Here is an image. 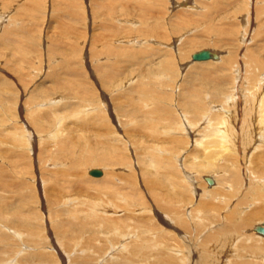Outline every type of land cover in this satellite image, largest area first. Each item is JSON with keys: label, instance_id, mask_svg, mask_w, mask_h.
<instances>
[{"label": "bare ground", "instance_id": "6f19581e", "mask_svg": "<svg viewBox=\"0 0 264 264\" xmlns=\"http://www.w3.org/2000/svg\"><path fill=\"white\" fill-rule=\"evenodd\" d=\"M48 1L47 0H0V42H1L0 43V46H1L0 48L1 58L0 59H2L3 61L2 63L3 66L5 65L4 68L0 67V76H2V82H3L2 87L9 90V86L12 83L14 85L13 89L14 87L20 88L21 90L20 92L22 93L21 98H24L21 102L20 96H16L14 100H12L10 104H8L10 109H7L6 107L2 108V110L4 109L6 113L4 110H3L4 112H1L3 114L1 115L2 121H0V133L3 134L5 138L7 136L10 138V142H9L10 148H24V149L27 148L28 150L32 149L35 152L36 150L35 146H37V144L38 146L40 145L46 146L47 144L52 145L53 148H50V150L49 148H46V147L45 148L40 147L39 148L40 150L38 149L40 151L39 153H43V154H44L43 151H46V150L48 151L47 157L43 156L42 158L40 155H43V154L37 155V157H40V160H39L40 164L38 165V168L36 167L39 173L36 176L37 177L36 179L38 181V190L41 193V198H42L41 200L42 204H39V206L44 211V213L45 211L46 212L48 211L50 213L51 210H54V206L59 207L58 204L62 203L63 206H60L61 208L59 209H62L65 211L63 212L64 216L65 215L68 216V219L62 218L63 219L62 222L69 224V227H66L65 232L68 233L70 238H73V244H77L76 240H79V236H82V235H84L82 242H87L88 240H90L88 242H91V240H94V242L97 243L98 242L96 241L97 239L104 240V242L106 243L107 241L109 242V244H107V246L109 247L108 250H105L108 248L107 247L103 249L104 251H102L101 250L102 245L99 248H97L98 250L96 253L100 252L101 250L103 255L99 254L98 256H94V255L89 254L88 256H86V258H84V260L83 259L81 260L80 264H99L101 259H104L109 254H111L109 253L111 249L112 251L117 250V249H120V251H122L125 249V247L129 249L128 250L129 255L123 254L125 255V256H122L123 258H118V259L116 258L117 260H119L118 264H128V263L129 264H150L151 261H148V260H146L147 262L144 260H141V262L138 263L137 261L138 256H141L142 254H143L142 256H144V254L146 255L147 253L152 254L153 252L149 250L151 244L154 245L156 243H159L158 241L159 239L161 240L162 237L163 238L166 237L165 239H168V240L176 239V243H178V240H180L179 238H181V240L182 239L186 240L185 243H188L187 247H184V246H182V248L178 247L179 248L178 251L184 255L186 253L183 251H187L189 256L186 257L185 261L187 260L188 264H229V262L231 261L230 259L235 261L232 258V256H235V255H237L239 258H241V255L254 257L260 262L253 261L251 263H254V264L261 263L262 264L264 262V246L262 245L264 243L263 242L264 235L256 231V227L257 226L264 227V171L255 172L253 164L256 162L254 160L257 158V160L260 161L259 162L260 166L257 165L259 166L258 170L262 167H263L262 170L264 169V148H259V147H264V144H262V142L264 143V19L261 18L262 14L264 16V0H223V1L221 0V3H216L218 0L217 1L216 0H207V1L205 0L204 1L203 0H163V3H166V1H168L167 2L168 5L171 3V8L167 6V10L165 11L167 14L171 12H176L175 14L173 13L174 14L173 17L172 16L169 17L170 24L168 25L169 30L168 29L167 30L170 32L169 33L167 32L168 34H166V36L165 35L163 36V34H161L163 37L160 36L161 38L166 39L167 50H165L166 52L165 51L164 52L167 53L168 56L166 54H164L165 56L163 57L158 56L157 54L160 53L159 51H157V53L151 52V54L148 51L150 55V57L148 56L149 58H151L152 55H155V54L159 57V61L157 60L158 61L157 64H155L156 63L155 61L156 59H158V57H155L156 58L155 61L152 59L151 61L150 60L149 61L151 64L155 62L154 65H152V69L153 68L155 69V67L153 66H157V67H160L159 69H165L166 71H170V69L172 68V65L177 62L178 64L177 70H178L179 76L182 72H184V70H186V73H188V77L185 83L182 81L181 83L180 80L175 81L174 88L176 87V90L179 89L180 91L178 90V92L173 93L172 92L173 90H167V88H165L164 92L163 91L154 92V90L155 91L157 90L155 87H151L152 88V92H151L150 85H146V82L148 81V79L144 81V77L142 75L141 77H138V78L133 76L135 77V80L132 81L133 79L131 80L129 79L130 84L128 83L129 85L126 88H127V91L129 90L130 92H137L136 96L139 95L141 102L140 103L135 102L134 104L129 102L130 105H132V108L129 114H126L125 112H121L119 111V109L116 110L115 108H112L115 105L114 103L115 99L117 100L119 98L116 94V88L119 87L118 86L119 84H114L111 87H108V83L106 82L110 81V77L113 74H115L116 72L115 70L117 69L113 68L111 71L110 70L108 71V69H106L105 66L103 67L102 62H104L103 60L104 56L102 57L103 58L102 61L98 60L95 62V64L99 66L101 65L103 67L102 70L104 71L105 69L104 72H106V74L100 71L102 74L98 73L96 75H93V72H92L91 74L93 75L92 82L93 83L96 82L100 84L101 86L104 84V86L108 87L111 93L105 92V90L107 89L103 91V89H101L100 86H98L97 84L95 85L94 83L96 87L98 86L97 88L96 87L95 88L97 89V91L100 92V94H98L97 96L95 94L96 102L93 101L90 103V101L83 102L84 100L80 98L82 93L85 92L84 90L77 92L78 90L74 88L75 86L74 87L70 86V84L72 83L75 84L77 81H79V80L75 81V78L66 77L61 81L62 83H64L62 84L64 87H59V86L55 87L57 86L55 85L56 82H60V80L57 78L56 73L60 72L61 74V71H59L61 66L63 67L67 65L68 63L70 65L72 64L71 59L75 58L73 57V55L77 54L75 56H79V59L81 61L83 58L82 51L86 53V57L89 54V52H91V54H89V58L92 60H97L99 59L100 53L98 50H95L92 48H91L92 49L91 51L89 50V47H92V43H93V46L94 44H96L94 43L96 39H94V41H93L94 37L91 39L87 37V39H85L87 35V31L84 29L78 28V25H77V23L79 24V22L81 21L82 22L84 21V23H88V24L90 22L89 17L86 18L84 17V15H82L83 12L86 11L82 8L83 0L82 1L81 0H60L61 2L66 1V5L63 3L64 6L63 5L57 6L58 14H55V15L53 11H56L57 9L56 10H53V9H55L54 6L56 5L50 6L53 1L50 0L51 1L50 5L47 4ZM99 1L100 0H96L93 3H96ZM158 1L160 0H138L137 2L140 3L139 6L142 5L145 8H154V5L152 4V2H156V4L158 5L157 3ZM91 3L92 2H90L89 7H91ZM130 3H131L130 5H132V3L134 2L131 1ZM214 3H216V7L214 6ZM165 7H166V4H165ZM173 7H178V8H175L176 11H174L172 10ZM125 8H128V7H125ZM70 10L73 11L74 13H72ZM105 10L107 9L105 8ZM103 12L106 13V11H103ZM133 12H135L134 9H133ZM181 13L183 15L190 13L189 15L196 16V18L193 20L197 22L196 24H194L195 26L193 25V22L187 20L186 16L181 17L180 16ZM70 14H74L73 21H71L72 20L71 18L69 19ZM122 14H123V11H122ZM35 15H39L41 19V20L39 19L40 20L39 23H37L39 20L36 22L37 26H39L38 32L43 31V35H44L46 34L45 31H49L51 29L52 31L51 33H53V36H55L57 39H68L69 43L71 42L70 44L72 48V52H71L72 54H70V56H65V58H63L64 59L63 62L59 60L58 57L52 56L55 54L56 55L60 54L59 48L57 47L58 46L57 42L60 43V41L56 40L54 37L51 38L50 36L49 37L51 38V40H47V37H46V44L45 45L43 44L45 46L44 49H38L40 50V55L42 56L47 53V60H44V59L41 60L40 59L41 57L39 55H37L36 57L32 59L28 58L29 64H32V66H29V67L28 66L19 67L17 65L19 61L18 60L16 62L14 61V58L18 59L17 57H19L17 52H20L21 50L22 51L26 50V47H25L26 44L23 45L22 43L19 42L20 40L25 39L22 36L23 35L24 36L33 35L30 31L31 28H29L28 23L31 20L35 21L34 20ZM107 15L109 16L110 14L107 13ZM154 15L156 14L154 13ZM158 15L159 14H157V16ZM49 16H56L60 18L63 23H66L69 25V28L74 27L75 30L73 32L77 33L78 35L77 38L72 39L69 36L70 34L67 35L66 32H69V33H72V35L74 36L73 32H70L69 30L68 31L59 30V32L58 31L56 32L55 27L53 28V26H57L55 23L53 24L54 21L52 23L49 22V24L53 25L51 26V28H49L50 26H48L45 29L46 25L44 26L43 24L44 22L48 20L47 18ZM21 17H27V18H23L25 20H21L22 19ZM226 17H229V19L231 18L232 19L230 21L227 19L228 21L226 23L222 22V20L225 19ZM100 18H101V15L98 14L96 17L94 16L93 21L99 22L97 20H99ZM173 18H176V19H174L172 22ZM107 19H110V18H107ZM125 19H128V20L130 19L131 21H128V22H133V24L135 22L136 24H138L137 21L143 23V21H141L140 19H136V18H123L122 20L120 19L118 20V17L114 15L111 17L112 22L110 23L109 21V24L110 25L112 23L114 24V22L116 21H118L116 22L117 24H119V21L124 23L126 21ZM257 20H259V22ZM93 21L92 23H95ZM106 21L108 23V20ZM253 21L256 22L255 25ZM160 22L155 21V23H145L144 25L151 27L148 29H153L156 33L157 32L156 29H159L161 25L159 24ZM199 24L200 26H197ZM110 25H108L107 27H109ZM249 25L250 26L254 25L253 36L256 35L258 38L257 40H253L255 38H252L253 36L248 35L250 32L248 30V28H250ZM103 26L105 25L103 24ZM137 26H134V27L138 28ZM240 26L243 27L242 28L243 30L239 29L241 28ZM107 27H106V30H108ZM204 27L205 28L208 27L213 30L214 29L219 30L221 33L227 32L229 34L226 41H223V43H221L222 45H225V46L227 45L225 49L220 48L221 50H216L217 48L212 49L206 46L205 47L202 46V48L199 47L193 50V48L196 47L198 43L203 42V40H200L201 37L200 39L193 38L192 34H195V30H198V31L204 30ZM130 28H132V25ZM110 29L112 28H109V30ZM119 30L121 31V29ZM160 31H163V30L159 29L158 32ZM139 32H142V31H139ZM171 33L174 35L171 37L172 39L170 38ZM234 33L235 35L237 34V39L233 37L234 35L230 36V34H234ZM144 35H145V32H144ZM144 35L143 36L139 35L138 37L134 39L133 38L123 39V41L120 42L121 45H119L120 53H124L125 51H128L132 48L130 47L127 49V47L129 46L128 43H130L129 42L130 40H132V42L135 45L134 50H133L134 54H136L137 52H140L142 49L147 47L148 45L146 46V41L148 40L145 38V36H148L149 34L148 35L146 34L145 36ZM156 35L157 37H159L157 33ZM74 37H76V35ZM129 37L131 36L129 35L128 38ZM238 38H239V41L237 42ZM152 39L154 38L152 37ZM41 41L42 40H40L39 43ZM162 41L165 42L164 40ZM90 42H91V45H90ZM187 43L193 46L185 50L183 47L186 46L187 48ZM86 44L88 48L85 47ZM28 46H30L29 43H28ZM155 46H157V44ZM10 48H11V51H8L7 49H10ZM154 48H151V49L154 50ZM151 49L148 48V49H144L143 51L151 50ZM164 49L165 48H162V51ZM27 50L29 52L27 51L23 53L24 57L26 58L30 52L38 51L36 50V47L28 48ZM143 51L141 52L142 54H143ZM200 51H207L209 52L210 55L206 58H193L192 55ZM129 52H132V51H129ZM129 52H128V56H130ZM145 52L147 53V51ZM173 52L174 54L176 52L175 60L172 59ZM108 54H110L109 51H108ZM169 54H171V56H169ZM91 55H92V58H91ZM116 55H119V54H116ZM132 55L133 54H131V56ZM144 55L146 54L144 53ZM131 56L129 58H131ZM26 58H23V59H26ZM136 59L138 58L136 57ZM144 59L148 60L147 58H144ZM144 59L142 60V58H140V60L143 61V62H140L141 64H139L138 62L139 59H138L137 61L138 64L135 63L136 67L139 65L145 64ZM52 60H54L55 62L53 63ZM44 61L45 63H43ZM28 62L26 63L27 65H29ZM61 62H62V65H61ZM132 62L128 61V63H131L130 66L132 65ZM119 63H121V61ZM44 64H45V67H44ZM8 65H10L11 68H9ZM89 66L92 67L91 65ZM112 66H114V64L111 65V67ZM118 66H121V65L119 64ZM17 67L20 68V70L17 71ZM67 67L70 68V66H67ZM133 67H134V63H133ZM97 70H100V69H97ZM87 72H90V71H87ZM107 72H110V73L108 74ZM120 73L118 75H121ZM130 73L133 74V72H130ZM40 74H43L44 76L43 78H41V80H40L41 76H39ZM184 74L183 76H186ZM117 76L113 75V81ZM37 77H38V80H40L39 83L43 82L45 85L47 82H49V86L51 87L50 89H49V86H47L46 88L41 87L40 88L41 91L49 90V94L40 95L39 93V96L36 99H34L32 97L36 95L35 94L36 92H39V89L37 88L38 85L36 88H33L32 90H29V89L34 86V83L36 82L35 79ZM128 77L130 78V75L127 76V78ZM180 77H182V75ZM131 81L133 83H131ZM171 82H169L170 87H173L171 86ZM122 83L124 84L123 81H120V84ZM31 84L33 86H31ZM153 86H154V83H153ZM67 87H72L73 90L69 91L71 90V88L68 90ZM35 89H36V92H34ZM66 89L68 92L66 91ZM28 92L31 95H29ZM88 93H85V95H87ZM173 94L174 96L177 97L176 100L174 99L175 101H173L174 97H171L173 96ZM68 95H73L71 97L74 99V103H77L78 105H80V103L82 102L81 104L83 105L84 103V106L79 108L78 111L76 110L67 111V109H70L72 102H73V100H68L67 102L63 100V98H65ZM125 96L127 97V95ZM77 97L78 99H81V100L80 101L77 100ZM87 97L89 100V98L91 99L92 96L89 93ZM139 97L137 101H139ZM159 97L161 99L160 102H158ZM178 99L179 101H177ZM130 100H133V99H130ZM149 100H153L154 102H156L155 104L157 106L153 107L152 104L150 105ZM23 101L29 102L27 105L26 113L27 115L30 114L29 118L31 119V121L27 120V118L25 119L23 116L18 115L20 117V122H21L20 123L19 121H17L19 120L17 118V114L14 115L13 113H17V110L20 109L21 111L23 109L21 107L24 104ZM123 101L125 100H122V102ZM132 102H134V100ZM246 102H248V104H246ZM46 103L48 104L46 105ZM61 104L62 106H60ZM111 104H114V105L112 106ZM124 104H127V101ZM120 105H122L121 102H120ZM42 106H44V108ZM232 107L233 109H231ZM81 109L87 110V111L91 109V111H88V112H91L92 115L96 114V116L97 114L99 115V113H101L100 114L101 117L99 116L98 117L102 119H99L97 117L99 122L96 121L97 119L92 121L91 119L92 116L89 120L91 121L90 123L95 122L93 124L94 125L93 129H98L99 127L103 129L104 127L106 132L102 134L101 130L93 131L92 137H90L89 134H87V130L86 132H84L85 131L84 126H88L89 122L87 121V118H84L86 117L85 116L86 114L84 115V113H81L80 116L78 115ZM250 109H251L250 114L249 113L245 114L246 112H249ZM137 113L140 114V117L142 119L138 117L139 115ZM169 113L171 114L169 115ZM91 114H89V116ZM136 114L138 115L136 117L139 118V119L137 118V120L133 119V117ZM245 115H247L248 118ZM172 117L174 119H171ZM93 118L95 119L96 117H94L93 115ZM142 120H144V122ZM13 121L15 122L13 123V125L10 126L11 122ZM96 122H98L99 124H96ZM125 123L130 124V125L127 126L126 124V126H124ZM83 128H84V131H83ZM89 128H91V126ZM130 129L132 131H130ZM143 129H146V131L144 130L145 133H147L146 135L143 132ZM170 132H176V133L170 134ZM181 132L183 133L182 135H181ZM89 133L91 134V132ZM162 133L168 134V135H165L167 138L162 137ZM196 134H198L199 136H197V138H195L194 141L200 148L202 147L203 149H201L202 151L198 155V157L195 156L196 160L194 159L192 161L186 160L187 162H185V160L184 161L182 160V162H183V165L186 164L188 165L187 167L197 170V173H195L196 176H194L193 181L195 183L194 187L196 188V191H198L199 189L201 191L200 195L198 196V197H201L200 199L201 202L199 203L197 201V204H200V207L202 206L200 208L202 209V211L198 209L199 214L198 213L196 214L195 210L197 208L196 209L193 207L189 208L190 206L187 205L188 203L183 204L182 203L183 198L182 197L180 198L179 196H177L174 199L175 201L174 204L170 205L167 208V213H165L163 210H159L158 208V207L162 208L165 206H163L162 204H157V205L155 204V208H157L156 210H154L155 212L154 215H156V220L158 219L161 225H164L163 227L160 224L157 225L158 228L156 230L160 231V233L157 235H154L152 238L151 234L152 233L155 234V233L154 232L150 233L151 228L148 225L143 224L142 225L143 228L142 230H140L142 231L140 232L142 233V237L138 235L139 237L142 238L141 242L138 241V243H136L135 241H130L129 238H131L130 236H132L133 233L131 232L132 233L131 234L130 232H128L129 231L128 227L127 228L125 226L122 227L120 226L121 223L119 224L120 221L118 222V220H120L121 218L122 219H125V218H123L122 216L114 217V215H117L115 213L118 210H122L125 207H127V210H132L131 207L139 206V204H135L137 200L132 199L131 203L127 202L126 200L128 196H136V195L141 196V194L142 193L144 194L145 192L149 195V198H150L149 200L151 203L152 201L158 199V194H159L158 191H154V185L152 186V184L150 183V180H147L146 178L148 176V173L150 174V171H148L149 166L157 168L160 163L161 158L164 159V158L169 157V162L166 159L162 161L166 160V162L169 163V164L167 163L168 165L166 164L168 167H170L169 165L173 166V164H177L175 166L177 167L179 166L181 168L180 165L182 163L180 162V160L183 158V156L186 153L183 155L184 148H182V146H178L179 148H176L175 147L176 144H174V142H179L180 143L179 145H181V143L187 144V142L189 141L188 136L193 137ZM141 135H145V137ZM235 138L238 140V143L235 142L236 140ZM129 139H133L140 148H133L132 143L130 142ZM257 139L262 142L260 144H257L258 141L257 142L255 141ZM4 142L6 141L4 140ZM182 145L183 147L185 146L184 144ZM141 149H143L144 151H142ZM256 149H259L261 152L256 153L255 151ZM140 150L144 153L141 154ZM187 151L189 152V150ZM1 153L2 152L0 151V154ZM37 153L38 152L36 151V154ZM184 157H187V156L185 155ZM192 158H193V155H192ZM30 162L32 161L30 160ZM49 163L52 165V167H49L47 168V170H45L46 168H44V166L45 165L49 166L48 165ZM42 164L44 165L43 167L41 166ZM257 164H258V161H257ZM161 165L162 164H160V166ZM175 166H174V169H175ZM187 167L185 168L187 169ZM86 169H87V172H85ZM174 169L173 171L179 168H176L175 170ZM92 170H96L97 172L99 173L102 172V173L100 175L99 174L94 175L91 173ZM188 170L190 169L184 170V171H187L186 172L188 173L187 176H189L190 173H192L191 171H189L190 172L189 173ZM44 172L45 173L51 172L52 174L48 175L46 178V177H43ZM155 172L157 173L159 172V170ZM182 172L183 171H181L179 175H181ZM23 174L27 175L26 176L27 178L24 179L23 181L24 184H27L31 179L34 182H36L35 176L32 175L33 173L26 171L25 173L23 172ZM171 175H174L176 177V173L174 172ZM185 176L186 175H184V177ZM192 176L193 174L191 175V177ZM252 176L254 177L252 178ZM195 177L197 178L195 179ZM87 178L94 179V180L102 179L101 183L103 184L102 187H104L103 188L104 191L101 190L102 188H100L101 186L99 185H98L99 187L95 186L96 192H93V194H90L87 192L82 197L80 195H76L75 193L66 194V193H71V191H67L65 194H63L64 195L63 199L59 200L58 202L57 201L50 202L49 188H50V192L55 193L54 195L58 196L60 195L58 191L62 187L63 184L68 183V184L74 185V184H78V181H77L78 179L85 180ZM49 179L51 181H49ZM170 179L171 180L179 179V176H177V178L172 177ZM181 179L185 181L183 177ZM199 179H200V182L198 181V183H196L197 180ZM208 179L210 180V182L208 181ZM167 180L169 181V179ZM179 181L181 182L180 179L178 180V182ZM172 182L173 181H171V183ZM174 182L178 183L176 180ZM257 183L259 184L256 185ZM145 185L148 187L145 188ZM138 186L140 189L138 188ZM227 186L229 187V190L227 189ZM126 187H128L129 190L131 188V191L124 190ZM192 187H191V190H192ZM176 188H172V189H176ZM244 188H246L247 191L256 190L258 192L257 197L259 195V198H256L255 195L253 196L251 195L252 196L251 200H253L252 203L247 202L248 200H250L248 199V195L250 196V194H248L246 190H244ZM179 189L180 188H177L176 191L177 190L179 191ZM181 189L185 190V188H181ZM178 191L177 193H179ZM193 192L191 191L190 193H192V195L197 194ZM0 193L2 195V192ZM168 193L171 194V191ZM190 193H188V195ZM171 196L172 198H174L173 195ZM188 197H191V196H188ZM192 198L194 199V197H191L190 199ZM120 201H125V203L120 202ZM36 202H38L37 199H36ZM150 202L145 199L141 200V203L139 202L140 203L139 207L143 210H147L146 208L148 207H150L151 209L152 204ZM184 202H186V200ZM194 202L196 203V201ZM220 202H222V204H219ZM180 204H183L182 205L183 209H181ZM1 205H3L2 201L0 202V223L2 224L1 220L6 221L9 218L8 217L9 214L8 213L1 214V212L4 209V206H1ZM36 205L37 206L32 208V210L35 211V213H37L39 217H41V214L42 215L44 214L43 212L40 211L38 204ZM224 206L225 208H223ZM246 206H252V207L256 206V207H253L254 209L251 207V209L245 213L246 215H241L243 210H245ZM109 208H111L112 210L108 211ZM206 211L208 213H206ZM49 213L44 215V216H47L46 217L47 220L49 219V215H50ZM10 214L15 216V215H18L19 213L10 212ZM186 214L189 217V220L191 222L190 224L193 225V223H195L196 224L195 226H199L200 223H203V224L206 223L204 226H208L210 228L214 224L216 225L219 224L218 226H216L217 230L215 229V227H213L214 228L213 230H216V231H212L214 233L208 234L209 237H208L207 242L211 241L212 242L211 244L209 243L207 245H204L202 240L200 242L198 241L197 235H195L196 237H193V236L190 237L188 236L190 233L187 235L186 232L179 227L181 226L179 223L187 222L188 218ZM25 215L27 214L25 213ZM145 215L147 216V214ZM171 215L174 216L175 218H173ZM126 218L128 220L126 221L128 225L131 222L129 223L130 221L128 219L129 217H126ZM50 219L49 221H51ZM27 224L29 225L30 222H27ZM177 224H178V227H177ZM73 226L75 228H73ZM166 227H171V229L173 230L167 229ZM126 229L128 231H124ZM8 230L11 233L7 232ZM0 231L3 233L0 235L1 241L5 239L6 234L13 235V236L14 235L16 236V234L20 236L21 234V232H18V230H12L10 228L2 231L0 227ZM24 233L29 234V230L28 232L24 231ZM50 233H51L50 236H52V240H51L52 245L54 246L55 249H57L58 248L57 242L60 240H57L58 239L57 237H56L57 239L54 238L53 231L50 230ZM253 233L254 234L257 233L256 235L260 239L256 238L257 236L254 237ZM164 234H167L169 236H165ZM150 238H152V240ZM251 238L259 239L262 242L259 241L260 244H257V243L247 244L249 243L248 241L251 240ZM19 239L21 238L19 237ZM126 239L129 241H127ZM243 240H246L247 245L242 243ZM112 241L113 243H111ZM164 241L162 240L163 243L160 242V244L157 245L158 247L157 250H159V252L157 253H161V251H164L163 250L164 246L168 245L167 240H164ZM182 242L183 240L181 241V243ZM59 243L60 242H58V244ZM98 244L94 243V245L93 244H90V245H92L93 247H98ZM75 246L77 247V245ZM175 246H173L174 249H175ZM177 246H180V245H177ZM59 248L57 249V253L61 257L60 260H62L64 264L65 262L69 263L68 257H69L70 250L66 252V251L60 250ZM168 248L173 249L171 245L170 246L168 245ZM202 248L205 252L202 250ZM238 251L240 252L237 254ZM19 252L21 251H18L17 253L19 254ZM164 252L167 253V250H165ZM26 255H29V253H27ZM184 255H181V256H184ZM0 256L2 255L0 254ZM34 256L33 258H35ZM150 256L151 258L153 257V255H150ZM237 256H236V260L238 261ZM171 257H172L171 255L165 254L163 258H167V260H171L172 259ZM14 259H15L14 257H11L9 259L7 257L3 259L4 261H1V264H9L11 263V261H14ZM116 262L117 261L115 262L109 261L108 263H104V264H115ZM231 262L230 264L233 263ZM241 262L243 263L244 261H241ZM20 263L29 264L27 261H24V260L20 261ZM242 263H240L239 261V264H242ZM70 264H71V260H70Z\"/></svg>", "mask_w": 264, "mask_h": 264}, {"label": "rangeland", "instance_id": "374dc122", "mask_svg": "<svg viewBox=\"0 0 264 264\" xmlns=\"http://www.w3.org/2000/svg\"><path fill=\"white\" fill-rule=\"evenodd\" d=\"M48 1V0H47ZM51 1H55V0H51ZM50 0L47 2V4L48 5H50L51 2ZM57 1V0H56ZM52 2V4L50 5V6H54V5H56V6H54L55 7V9H53V10H56L58 7L57 6H62L63 5V3L66 5V1H64V2H61L60 0H58L57 2ZM82 1V0H81ZM88 1V2H87ZM96 0H83L82 1V8L84 9V10H86V11H84L83 12V14L82 15H84V17H86V18H90L89 19V24L88 23H84V21L82 22L81 20H79V21H81V22H79V24L77 23V25H78V28H81V29H84V30H86L87 31V35H86V37H85V39H87V37H89L90 39L91 38H93V41H94V39H96V41L94 42V43H96V44H94V46H93V43H92V47H89V50L91 51L92 49H95V50H98L99 51V59H97V60H92V59H90L89 58V54H91V52H89V54L87 55V57H86V53L84 52V51H82V56H83V58H82V60L80 61V59H79V56H75V55H77V54H75V55H73V57H75V58H72L71 59V65L73 66H71L69 63L67 64V65H65V66H61V68H60V70L59 71H61V74H60V72L59 73H56V75H57V78L60 80V82H56V84L55 85H57V86H55V87H64L62 84H64V83H62L61 81L64 79V78H66V77H72V78H75V81L76 80H79V81H77L75 84H70V86H72V87H74L75 89H77L78 91L77 92H80V91H85L84 93H82V95H81V99H83L84 101L83 102H87V101H90V103L91 102H96L95 101V94H96V96L98 95V94H100V92L99 91H97V87L98 86H100L101 87V89H103V91L105 90V89H107V90H105V92H109V93H111V91L108 89V87H111L112 85H114V84H119L118 86V88H116V94H117V96L119 97L117 100L115 99V101H114V103H115V105L114 104H111L113 107L112 108H115L116 110H118L119 109V111H121V112H125L126 114H129L130 113V111H131V108H132V105H130V103H140L141 101H140V97H139V95L138 96H136L137 95V92H130L129 90V92L127 91V86L130 84V80L131 79H133L132 81H134L135 80V77H141V75L144 77V81L146 80V79H148V81L146 82V85H150V88L151 87H155L157 90L155 91L154 90V92H157V91H163L164 92V90H165V88H167V90H173L172 92L174 93H176V92H178V90H176V87L174 88V83H175V81H179L180 80V82L182 81V82H184L185 83V81H186V79H187V77H188V73H186V70H184V72H185V74H184V72H182L184 75H186V76H183V74L181 73L180 74V76L182 75V77H180L179 76V74H178V70H177V66H178V64H177V62L176 63H174L173 65H172V68L170 69V71H166L165 69H159L160 67H157V66H153V67H155V69L153 68L152 69V65H154V63L155 64H157V62L159 61V57L158 56H165L164 54H166L167 55V53H165L166 51L165 50H167V46H166V44H167V42H166V39L165 38H161L160 36H162L161 34H163V36L165 35L166 36V34H168L170 31H168L169 30V28H168V25L170 24L169 23V17L170 16H172L173 17V15L176 13V12H171V13H166L165 11L167 10V6L169 7V8H171V3L168 5L167 4V2L168 1H166V3H163V0H160V1H158L157 3H158V5L156 4V2H152V4L154 5V8H145V7H143L142 5H140L139 6V2H137L138 0H107V2H106V0H100L99 2H96V3H93V2H95ZM106 4H104L103 2ZM109 1V2H108ZM111 1H113V2H111ZM122 1V2H121ZM131 1H133L134 3H132V5H130L131 3ZM204 1V0H203ZM205 1H207V0H205ZM217 1V0H216ZM223 1V0H222ZM90 2H92L91 3V7H89V4H90ZM121 2V3H120ZM129 2V3H128ZM181 2V1H180ZM55 3H57V4H59V5H57V4H55ZM62 3V4H61ZM98 3V4H97ZM109 3V4H108ZM138 3V4H137ZM216 3H221V0H218ZM216 3H214V6L216 7ZM259 3V2H258ZM94 4H96V5H94ZM103 4V5H102ZM114 4V5H113ZM136 4V5H135ZM165 4H166V7H165ZM88 5V6H87ZM100 5V6H99ZM110 5V6H109ZM64 6V5H63ZM94 6H96V7H94ZM131 6H133V7H131ZM139 6V7H138ZM53 7V8H54ZM93 7V8H92ZM101 9H100V8ZM115 7V8H114ZM125 7H128V8H125ZM131 7V8H130ZM157 7V8H156ZM159 7H161V8H159ZM214 7V8H215ZM95 8V9H94ZM105 8L108 10V12H107V10H105ZM120 8V9H119ZM136 8H138V9H136ZM156 8V9H155ZM164 8H165V10H164ZM175 8H178V7H173L172 8V10H174V11H176V9ZM132 9V10H131ZM133 9H134V11L135 12H133ZM67 10V9H66ZM100 10V11H99ZM113 10V11H112ZM71 11V10H70ZM69 11V12H70ZM103 11H106V13H104ZM122 11H123V14H122ZM140 11V12H139ZM58 12V9L56 10V11H53V13H54V15L55 14H58L57 13ZM72 13H74L73 11H71ZM95 12V13H94ZM101 12V13H100ZM115 14H114V13ZM128 12V13H127ZM107 13H109L110 15L108 16L107 15ZM126 13V14H125ZM138 13V14H137ZM154 13L156 14V15H154ZM174 13V14H173ZM33 14V13H32ZM85 14H86V16H85ZM98 14H100L101 15V20L99 19V20H97V21H99V22H96V21H93L94 20V16L96 17ZM111 14H113V15H111ZM157 14H159L158 16L160 17H158L157 16ZM190 13H187V14H185V15H183L182 13L180 14V16L182 17H185L186 16V18H187V20L188 21H191V22H193V25L194 24H196L197 22L196 21H193L195 18H196V16H194V15H189ZM49 15V14H48ZM114 15H116V17H118V20L120 19V20H122L123 18H136V19H140L141 21H143V23H141V22H138L137 21V23L138 24H136V22L133 24V22H128V21H131L130 19L128 20V19H125L126 21L124 22V23H122V22H120L119 21V24H117L116 22H118V21H116V22H114V24L112 23L111 25L109 24V21H110V23L112 22V20H111V17L112 16H114ZM152 15H154V16H152ZM162 15V16H161ZM121 16V17H120ZM194 16V17H193ZM82 17V16H81ZM142 17V18H141ZM161 17H162V19H161ZM167 17H168V19H167ZM22 19L21 20H25V19H23V18H27V17H21ZM55 20H54V19ZM57 18V19H56ZM72 19L71 21H73L74 20V14H70V16H69V19ZM93 18V19H92ZM107 18H110V19H107ZM146 18H148V19H146ZM164 18V19H163ZM261 18L262 19H264V16H263V14H262V16H261ZM40 16L39 15H35V17H34V20L35 21H30L28 24V26H29V28H31V33L33 34V35H30V36H22L23 38H25V39H23V40H20L19 42L20 43H22L23 45H25V47H26V50L25 51H20V52H17V54H18V56L19 57H17L18 59H16V58H14V61L16 62L17 60L19 61V63H17V65L19 66V67H22V66H32V64H29V62H28V58H30V59H32V58H34V57H36L37 55H39L40 57V59L41 60H47V53L45 54V55H40V50H38V49H44V45L46 44V37H47V40H51V38H55L56 40H59L60 41V43L59 42H57L58 43V48H59V51H60V54H55V55H52V56H55V57H58V59L59 60H61L62 62L64 61V59L63 58H65V56H70V54H72L71 52H72V48H71V42L69 43V41H68V39H57L55 36H53V33H51L52 31H51V29L49 30V31H45V29H46V27H48V26H50L49 28H51V26H53L52 24H49V22H53V24L55 23L57 26H53V28L55 27V30H56V32L58 31L59 32V30H69L70 32H73L75 29H74V27H72V28H69V25L68 24H66V23H63L62 22V20L60 19V18H58V17H56V16H49L47 19V23L46 22H44V26H45V29H44V31H45V33L46 34H44L43 35V31H39L40 33H42V34H40L39 32H38V30H39V26H37V23H39L40 22ZM174 19H176V18H173L172 19V22H173V20ZM230 21L231 19H229V17H226L225 19H223L222 20V22H224V23H226L228 20ZM39 20V21H38ZM103 20V21H102ZM106 20H108V23H107V21ZM146 20H147V22H146ZM166 20V21H165ZM38 21V22H37ZM61 21V22H60ZM92 21L93 22H95V23H92ZM153 21V22H152ZM155 21L156 22H160L159 24H161L160 25V27H159V29L160 30H163V31H160V32H158L159 31V29H156V33L159 35V37H157V35H156V33H155V31L153 30V29H148V28H151V27H149V26H146V25H144L145 23H155ZM258 22H259V20H257ZM32 22H34V23H32ZM37 22V23H36ZM60 22V23H59ZM103 22H105V23H103ZM254 22V21H253ZM35 23H36V25H35ZM84 24V26H83V24ZM91 23V24H90ZM199 23V22H198ZM31 24H33V25H31ZM96 24V25H95ZM103 24L105 25V26H103ZM163 24V25H162ZM167 24V25H166ZM256 24V22H254V25ZM42 25V26H43ZM81 25H82V27H84V28H82L81 27ZM91 25V26H90ZM98 25V26H97ZM108 25H110L109 27H107ZM120 25V26H119ZM131 25H132V28H130L131 27ZM138 25V26H137ZM140 25V26H139ZM165 25V26H164ZM192 25V26H193ZM206 25V24H205ZM254 25H252V26H250V28H248V26H247V28H248V30L250 31L249 32V36L251 35V36H253V27H254ZM86 26V27H85ZM88 26V27H87ZM134 26H137L138 28H135ZM191 26V27H192ZM195 26V25H194ZM197 26H200V24L199 25H197ZM207 26V25H206ZM57 27V28H56ZM60 27V28H59ZM103 27H104V29H103ZM106 27L108 28V30H106ZM165 27V28H164ZM241 28H239L240 30H243L242 28V26H240ZM33 28H35V29H33ZM69 28V29H68ZM109 28H112V29H110L109 30ZM36 29H37V31H36ZM48 29V28H47ZM119 29H121V31L119 30ZM168 29V30H167ZM189 29V28H188ZM92 30V31H91ZM166 30V31H165ZM200 30V29H199ZM133 31V32H132ZM135 31V32H134ZM139 31H142V32H139ZM197 31V32H196ZM209 31V32H208ZM36 32V33H35ZM101 32V33H100ZM117 32V33H116ZM144 32H145V35L147 34H149L148 36H145L144 35ZM166 32V33H165ZM168 32V33H167ZM67 33V35L68 34H70L69 36L72 38V39H76L77 38V33H74L73 32V34H74V36L76 35V37H74L73 35H72V33H69V32H66ZM91 33V34H90ZM100 33V34H99ZM140 33V34H139ZM142 33H143V35L145 36V38L148 40V41H146V46L147 47H145L144 49H151V48H154V47H156V48H154V50H145V51H147V53L145 52V51H143L144 49H142L140 52H137L136 54H134V52H133V50H134V47H135V45H134V43L132 42V40H130L129 42L130 43H128V47H127V49L128 48H130V47H132L130 50H128V51H125L124 53H120V50H119V48H120V46L119 45H121V41H123V39H131V38H136V37H138L139 35L140 36H143L142 35ZM151 33V34H150ZM154 33V34H153ZM37 34V35H36ZM52 34V35H51ZM57 34V33H56ZM135 34V35H134ZM182 34V33H181ZM191 34V33H190ZM26 35V34H25ZM28 35V34H27ZM43 35V36H42ZM125 35V36H124ZM127 35V36H126ZM131 36V37H129L128 38V36ZM134 35V36H133ZM152 35H154V36H152ZM186 35V34H185ZM212 35V36H211ZM234 35V36H233ZM32 36V37H31ZM34 36V37H33ZM38 36V37H37ZM51 38H50V37ZM120 36H121V38H120ZM133 36V37H132ZM162 36V37H163ZM172 36H174L172 33H171V36H170V38L172 37ZM228 36H229V34L227 33V32H225V33H221L219 30H213V29H210V28H205L204 27V30H201V31H198V30H195V34H192V37L193 38H198V39H200V37H201V39L200 40H203V42H200V43H198L197 44V46L196 47H194L193 48V50L194 49H196V48H199V47H201L202 48V46H206V47H209V48H212V49H214V48H217L216 50H221V49H225V47L227 46H225V45H222L221 43H223V41H226V39L228 38ZM230 36H233V37H235L236 39H237V34L235 35V33L234 34H230ZM74 37V38H73ZM109 37V38H108ZM152 37L154 38V39H152ZM211 39H210V38ZM239 37V36H238ZM31 38V39H30ZM42 38V39H41ZM50 38V39H49ZM108 38V39H107ZM114 38V39H113ZM117 38H119V39H117ZM149 38V39H148ZM207 38V39H206ZM252 38H255V39H253V40H257L258 38H257V36L255 35V36H253ZM28 39V40H27ZM117 39V40H116ZM122 39V40H121ZM151 39H152V41H151ZM172 39V38H171ZM210 39V40H209ZM39 40H42L40 43H39V41L37 42V41ZM53 40V39H52ZM162 40H164L165 42H163ZM66 41V42H65ZM99 41V42H98ZM115 41V42H114ZM149 41H151V42H149ZM156 41H157V43H156ZM239 41V38H238V40H237V42ZM30 44V46H28V43ZM31 42H32V44H31ZM98 42V43H97ZM127 42V41H126ZM160 42V43H159ZM206 42H208V43H206ZM1 43V42H0ZM104 43V44H103ZM108 43V44H107ZM132 43V44H131ZM154 43H156L157 44V46H155L156 44H154ZM164 43V44H163ZM212 43H214V44H212ZM225 43V42H224ZM36 44V45H35ZM44 44V45H43ZM67 44H69V45H67ZM162 46H161V45ZM170 44V43H169ZM189 43H187V48H186V46L185 47H183L185 50H187V49H189L190 47H192L193 45H191V44H189ZM90 45H91V42H90ZM133 45V46H132ZM159 45V46H158ZM163 45H165V46H163ZM228 45H230V44H228ZM4 46V45H3ZM2 46V47H3ZM70 46V47H69ZM119 46V47H118ZM154 46V47H153ZM232 46H233V44H232ZM33 47H36V50H38L37 52H30L29 53V55H27V58L26 57H24V55H23V53L24 52H27L28 50V48H33ZM85 47H87V44L85 45ZM84 47V48H85ZM0 48H1V46H0ZM88 48V47H87ZM92 48V49H91ZM110 48V49H109ZM162 48H165L163 51H162ZM219 48V49H218ZM221 48V49H220ZM70 49V50H69ZM8 51H11V48L10 49H7ZM7 50H5V51H7ZM161 50V51H160ZM192 50V51H193ZM64 51V52H63ZM108 51L110 52V54H108ZM129 51H132V52H129ZM143 51V54L141 53ZM148 51L150 52V54H151V52H156L157 53V51H159L160 53H158L157 55L155 54V55H152V57L151 58H149L150 57V55H149V53H148ZM165 51V52H164ZM29 52V51H28ZM42 52H43V50H42ZM67 52V53H66ZM128 52H129V54H130V56H131V54H133L132 56H131V58H129L130 56H128ZM161 52H163V53H161ZM9 53V52H8ZM34 53V54H33ZM63 53H65V54H63ZM74 53V52H73ZM85 53V54H84ZM113 53V54H112ZM144 53L146 54V55H144ZM106 54V55H105ZM108 54V55H107ZM116 54H119V55H116ZM148 54V55H147ZM175 54H176V52H175ZM174 54V52H173V60H175V58H176V55ZM23 55V56H22ZM35 55V56H34ZM101 55V56H100ZM111 55H112V57H111ZM22 56V57H21ZM104 56V59L102 58ZM106 56V57H105ZM108 56V57H107ZM116 56V57H115ZM134 56V57H133ZM146 56V57H145ZM149 56V57H148ZM154 56V57H153ZM168 56V55H167ZM169 56H171V54H169ZM55 57H54V59H55ZM85 57V58H84ZM109 57H111V58H109ZM119 57V58H118ZM136 57L139 59V61H138V59H136ZM155 57H158V59H156ZM1 58V57H0ZM23 58H26V59H23ZM91 58H92V55H91ZM107 58V59H106ZM128 58V59H127ZM135 58V59H134ZM140 58H142V60L144 59V58H147L148 60H146V59H144L145 61H144V63L145 64H147V65H145V64H142V65H139V66H137L136 67V65H135V63H137L138 64V62H139V64H141L140 62H143V61H141L140 60ZM53 59V58H52ZM102 59L104 60V62H102L103 63V67L105 66V68L106 69H108V71L110 70H112L113 68H115V69H117V70H115L116 72H115V74H113V75H115V76H117L120 72V74L121 75H118L115 79H114V81H113V75L110 77V81L108 82H106V83H108V87H106V86H104V84L101 86L100 84H98V83H96V82H94L95 83V85L97 84L98 86L96 87L95 85H94V83L92 82L93 81V75H96V74H98V73H101V72H103L104 74H106V72H104L105 71V69H104V71L102 70V66L100 65H96L95 64V62L96 61H98V60H100V61H102ZM112 59V60H111ZM129 62H132L133 60L135 61H133L132 62V65L130 66V64L131 63H128V61ZM130 59V60H129ZM151 59L152 60H154L155 61V59H156V61L153 63V64H151L150 63V61H151ZM171 59V60H172ZM25 60H26V62H25ZM73 60V61H72ZM91 60V61H90ZM122 60H123V62H122ZM150 60V61H149ZM158 60V61H157ZM172 60V61H173ZM2 61V59H0V67H3L4 68V66H3V61ZM32 61V60H31ZM109 61V62H108ZM118 61V62H117ZM121 61V63H119ZM138 61V62H137ZM149 61V62H148ZM28 62V64L29 65H27L26 63ZM33 62V61H32ZM52 62L54 63L55 61L54 60H52ZM62 62H61V65H62ZM115 62H116V64H115ZM43 63H45V61L43 62ZM74 63V64H73ZM86 63V64H85ZM133 63H134V67H133ZM114 64V66H112L111 67V65H113ZM121 65V66H118V65ZM15 65V64H14ZM84 65V66H83ZM89 65H91L92 67H90ZM96 65V66H95ZM9 66V68H11V66L10 65H8ZM67 66H70V68H68ZM147 66V67H146ZM175 67V69H174V67ZM44 67H45V64H44ZM138 67H140V68H138ZM91 68V69H90ZM122 68V69H121ZM147 68V69H146ZM97 69H100V70H97ZM118 69H120V70H118ZM129 69V70H128ZM146 71H145V70ZM18 70H20V68H18L17 67V71ZM86 70V71H85ZM93 70V71H92ZM123 70V71H122ZM155 70V71H154ZM81 71V72H80ZM87 71H90V72H87ZM101 71V72H100ZM126 71V72H125ZM154 71V72H153ZM10 72V71H9ZM70 72V73H69ZM92 72H93V75H91L92 74ZM130 72H133V74H131ZM137 72V73H136ZM144 72V73H143ZM148 72V73H147ZM156 72V73H155ZM85 73V74H84ZM90 73V74H89ZM108 74L110 73V72H107ZM128 73V74H127ZM130 73V74H129ZM102 74V73H101ZM100 74V75H101ZM107 74V75H108ZM124 74V75H123ZM145 76H144V75ZM148 76H147V75ZM154 76H152V75ZM160 75V77H159V75ZM84 75V76H83ZM130 75V78L128 77L127 78V76H129ZM155 75H157V76H155ZM164 75H165V77H164ZM179 77H178V76ZM15 76V75H14ZM39 76H41L40 77V80H41V78H43L44 76H43V74H40ZM83 76V77H82ZM92 76V77H91ZM123 76V77H122ZM125 76V77H124ZM133 76H135V77H133ZM168 76V77H167ZM131 77H133V78H131ZM149 77V78H148ZM157 77V78H156ZM81 79H82V81H81ZM130 79V80H129ZM172 80V82H171V80ZM183 79V80H182ZM36 80V82L34 83V86L31 84V86H33L32 88H30L29 90H32L33 88H36L37 87V85H38V89H39V92H36V89H35V91L34 92H36L35 94L36 95H34L32 98H34V99H36L38 96H39V93H40V95H46V94H49V90H47V91H41L40 90V88L42 87H44V88H46L47 86H49V82H47L45 85H44V83L43 82H41V83H39L40 82V80H38V77L35 79ZM118 80H120V81H123L124 82V84L122 83V84H120V81H118ZM126 80V81H125ZM128 80V81H127ZM15 81H17V80H15ZM113 81V82H112ZM117 81V82H116ZM131 81V83H133ZM167 81V82H166ZM111 82V83H110ZM169 82H171V86H173V87H170V83ZM181 82V83H182ZM80 83V84H79ZM129 83V84H128ZM136 83V82H135ZM153 83H154V86H153ZM172 83H173V85H172ZM179 83V82H178ZM111 84V85H110ZM2 85H3V82H2V76H0V121H2V117H1V115L3 114V113H1V112H4L3 110H2V108H7V109H10V107H9V105L8 104H10V102L12 101V100H14V98L16 97V96H20V98L22 97V93L20 92L21 90H20V88L18 87H14V89H13V84L11 83L10 84V86H9V90L8 89H5V88H3L2 87ZM43 85V86H42ZM124 85H125V87H124ZM157 85H159V86H157ZM40 86V87H39ZM157 86V87H156ZM50 87L51 86H49V89H50ZM52 87H54V86H52ZM72 87H67L68 88V90L71 88V90H69V91H72L73 90V88ZM89 87V88H88ZM96 87V88H95ZM102 87H104V88H102ZM106 87V88H105ZM161 87V88H160ZM169 87V88H168ZM88 88V89H87ZM91 88V89H90ZM120 88V89H119ZM122 88V89H121ZM12 89V90H11ZM60 89H62V88H60ZM181 89V88H180ZM122 92H121V91ZM66 91H67V89H66ZM118 91V92H117ZM125 91H126V93H125ZM180 91V90H179ZM68 92V91H67ZM91 94V99H93V100H91L90 98H89V100H88V97H87V95L89 94V93ZM124 92V93H123ZM128 92V93H127ZM151 92H152V88H151ZM20 93V94H19ZM85 93H88L87 95H85ZM119 93V94H118ZM28 94L29 95H31L29 92H28ZM84 94V95H83ZM131 94H133V95H131ZM149 94H151V93H149ZM125 95H127V97L125 96ZM131 95V96H130ZM70 96V97H69ZM71 96H73V95H68V96H66L65 98H63V100H65L66 102L68 101V100H73V102H72V105H71V107H70V109H67V111H72V110H76V111H78L79 110V108H81L82 106H84V103H83V105L80 103V105H78L77 103H74V99L71 97ZM126 98H124V97ZM136 96V97H135ZM11 97V98H10ZM138 97H139V101H137L138 100ZM171 97H174L173 98V101H175L176 100V96H174V94H173V96H171ZM3 98V99H2ZM76 98V97H75ZM128 98V99H127ZM133 99L134 100V102H132L133 100H130V99ZM216 98H218V97H216ZM24 98H21V102H22V100H23ZM81 99H78V97H77V100H81ZM113 99V100H114ZM175 99V100H174ZM9 100V101H8ZM122 100H125V101H123L122 102ZM129 100V101H128ZM243 100V99H242ZM30 101H32V100H30ZM121 102V104L122 105H120V102ZM126 101H127V104H124V103H126ZM152 101V102H151ZM158 101V100H157ZM161 101V99H160V97H159V101L158 102H160ZM177 101H179V99L177 100ZM24 102V101H23ZM130 102V103H129ZM244 102V101H243ZM26 103V104H25ZM28 103L29 102H24V104H23V106H21L23 109L20 111V109L19 110H17V113H13V111H12V113L14 114V115H16L17 114V118L19 119V120H17V121H19L20 122V117L19 116H23L25 119L27 118V120H30L31 121V119L29 118L30 117V114H28L27 115V113H26V110H27V105H28ZM41 103H43V102H41ZM45 103V102H44ZM117 103H118V105H117ZM156 102H154L153 100H149V104L151 105H153V107L155 106H157L156 104H155ZM48 103H46V105H47ZM89 104V103H88ZM126 105V106H124V105ZM244 104V103H243ZM246 104H248V102H246ZM45 106V105H44ZM44 106H42L43 108H44ZM60 106H62V104L60 105ZM73 106H75V107H73ZM117 108H116V107ZM123 107V108H122ZM129 107V108H128ZM25 109V110H24ZM231 109H233V107L231 108ZM16 110H15V112H16ZM64 110H65V108H64ZM96 110H97V108H96ZM133 110V109H132ZM9 111V110H8ZM88 111H91V109L90 110H88ZM87 110H82L81 109V111H79V116L81 115V113H84V115L86 116V117H84V118H87V121L89 122V124H90V126H91V128H89L90 126H89V124H88V126H84V128H85V131H84V128H83V131L84 132H86V130H87V134H89V136L90 137H92V134H93V131H96V130H101V132H102V134L104 133V132H106V130H105V128L103 127V129L101 128V127H99L98 129H93V124L95 123H90L91 121L89 120L90 118H91V116H92V121H94V120H96V121H98L99 122V120H98V118L99 117H101V113H99V115L97 114V116H96V114H93L94 115V117H96L95 119L93 118V115L91 114V112H88ZM119 111H117V112H119ZM250 111H251V109L249 110V112H246L245 114H247V113H249L250 114ZM65 112V111H64ZM86 112V113H85ZM5 113H6V111H5ZM88 113V114H87ZM23 114V115H22ZM89 114H91L90 116H89ZM139 116H138V115ZM135 116L134 115H132V116H134L133 117V119H136L137 120V118L138 117H140V114L139 113H137ZM171 113H169V115H170ZM19 115V116H18ZM26 116V117H25ZM99 116V117H98ZM136 116H138V117H136ZM245 116H247V115H245ZM98 117V118H97ZM174 117V116H173ZM171 118V119H174V118ZM16 118V117H15ZM247 118H248V116H247ZM250 118V117H249ZM99 119H102V118H99ZM139 119V118H138ZM140 119H142L141 117H140ZM143 122H144V120H142ZM172 121V120H171ZM248 121V120H247ZM15 121H13V122H11V124H10V126L11 125H13V123H14ZM98 122H96V124H99ZM101 122V121H100ZM21 123V122H20ZM130 123V122H129ZM9 124V123H8ZM126 124L127 123H125L124 124V126H126ZM131 124V123H130ZM130 124H127V126L128 125H130ZM204 124V123H203ZM5 125V124H4ZM164 125H165V123H164ZM134 126V125H133ZM88 127V128H87ZM135 127V126H134ZM133 127V128H134ZM87 128V129H86ZM133 128H132V130H133ZM46 130V129H45ZM64 130V129H63ZM131 129H130V131H132ZM146 131V129H143V132L145 133V131ZM91 132V134L89 133V132ZM168 133V132H167ZM171 133H176V132H170V134ZM147 133H145V135H146ZM164 133H162V137H166L165 135H168V134H164ZM178 134H180V133H178ZM183 133L181 132V135H182ZM145 135H141V136H143V137H145ZM197 136H199L198 134H196V135H194L193 137H191V136H188V142H187V144H185V143H181V145H179L180 143L179 142H174V144H176L175 145V147L176 148H179L178 146H182V148H184L186 151L187 150H189V152L187 151H185L184 149H183V155L185 154L187 157H184L183 156V158L180 160V162L182 163L180 166H181V168L178 166H175V165H177V164H173V166H171V165H169L170 167H168L167 165L169 164L168 162H169V157H167V158H164V159H166L168 162H166V160L165 161H162V160H164L163 158H161L160 159V163H159V165H158V167L157 168H154V167H151V166H149V168H148V171H150V174L148 173V176L146 177L147 178V180H150V183L152 184V186L154 185V191H158V199H156V200H154V201H152V203L150 202V198H149V195L147 194V193H145L144 191V194L142 193L141 194V196L140 195H136V196H128V198H127V202H132V199L133 200H137L136 202H135V204H139V206H140V203H141V200H148L152 205H151V209H150V207H148L149 208V210H148V208H146L147 210H148V212H147V210H143V209H141L139 206L137 207H131L132 208V210H127V207H125V208H123L122 210H118L115 214H117V215H114V217H123V218H125V219H120V220H118V222H119V224H120V226H125L126 228L128 227V229H129V231L126 229V230H124V231H128V232H132L133 233V238H132V236H130L131 238H129V240L130 241H135L136 243H138V241L139 242H141V240H142V233H140V232H142V231H140V230H142V225L143 224H146V225H148L151 229H150V233L151 232H154L155 234H151V237L153 238V236L154 235H157V234H159L160 233V231H158V230H156L157 228H158V226L157 225H161V223L159 222V220L157 219L156 220V215H154L155 214V212H154V210H156L157 208H155V204L157 205V204H162L163 206H165V207H158L159 208V210H163L165 213H167V208L170 206V205H173L174 204V199L177 197V196H179L180 198L182 197L183 198V200H182V203L183 204H187L188 206H190L189 208H197L196 210H195V213L197 214L198 213V209H200L201 207H200V204H197V201L200 203L201 202V197H198L199 195H200V193H201V191H200V189L198 190V191H196V188L194 187V176H196V174L195 173H197V170L196 169H193V168H190V167H187L188 165H183V162H182V160L184 161L185 160V162H187V161H192L193 159L194 160H196L195 159V156H197L198 157V155L201 153V149H203L202 147L200 148L196 143H195V138H197ZM185 137V136H184ZM232 137V136H231ZM0 151L2 152L1 154H0V192H2V195H1V193H0V202L2 201L3 202V205H1V206H4V209H3V211L1 212V214L2 213H8L9 214V218L6 220V221H4V220H1V222H2V224L0 223V227H1V230L3 231V230H5V229H8V228H10V229H12V230H18V232H21V234H20V236H18L17 234H16V236L14 235H8V234H6V236H5V239L3 240V241H1V239H0V254L3 256H0V264H1V261H4L3 259H5V258H7L8 257V259L9 258H11V257H14L15 259H14V261H11V263H9V264H21L20 263V261H22V260H24V261H27L29 264H64L63 262H62V260H60L61 259V257L59 256V254L57 253V249L59 248L60 250H62V251H69V263H66L65 262V264H70V260H71V264H76V263H78V264H80L81 263V260L83 259L84 260V258H86V256H88L89 254H91V255H94V256H98L99 254L100 255H103V253L101 252V250L102 251H104L103 249H105V248H107L108 246H107V244H109V242L107 241V243L106 242H104V240H100V239H95L96 241H98L97 243L96 242H94V240H91V242H88V241H90V240H88L87 242H82L83 240V236L84 235H82V236H79V240H76V242H77V244H73V238H70L69 237V235H68V233L67 232H65V229H66V227H69V224L68 223H63L62 222V218H67L68 219V216L67 215H65L64 216V214H63V212H65L64 210H62V209H59V208H61L60 206H63L62 205V203H59L58 204V206L59 207H55L54 206V210H51L50 211V213L47 211H45V213H44V211L41 209V207L39 206V204H42V202H41V200H42V198H41V193L39 192V190H38V181H37V175L39 174L38 173V170H37V168H38V165L40 164V157H37V155H39V154H43V153H39L40 151V147L41 148H49V150H50V148H53L52 147V145H40V146H38V144H37V146H35V148H36V150H35V152L31 149H27V148H10V146H9V142H10V138L7 136L6 138H5V136L3 135V134H1L0 133ZM167 138V137H166ZM194 138V139H193ZM256 138V137H255ZM6 141V142H4V140ZM9 141H8V140ZM164 139V138H163ZM236 139V138H235ZM130 140V142L132 143V146H133V148H140L138 145H137V143L133 140V139H129ZM192 140V141H191ZM197 140V139H196ZM256 142H257V144H260L262 141H260V140H255ZM194 144H193V143ZM235 142L236 143H238V140L236 139L235 140ZM6 143V144H5ZM255 143V142H254ZM182 144H184L185 146L183 147V145ZM189 144V145H188ZM193 144V145H192ZM262 144H264L263 142H262ZM8 145V146H7ZM188 147H187V146ZM6 146V147H5ZM44 146V147H43ZM47 146H49V147H47ZM51 146V147H50ZM190 146V147H189ZM196 146V147H195ZM198 146V147H197ZM187 147V148H186ZM193 147V148H192ZM191 148V149H190ZM200 148V149H199ZM259 148H264V147H259ZM6 149V150H5ZM39 149V150H38ZM142 151H144L143 149H141ZM140 150V151H141ZM191 150V151H190ZM36 151L38 152L37 154H36ZM141 151V154L142 153H144V152H142ZM193 151V152H192ZM195 151V152H194ZM256 151V153H259V152H261L259 149H256L255 150ZM254 151V152H255ZM44 152V154L43 155H40L42 158H43V156L45 157H47V155H48V151L46 150V151H43ZM47 152V153H46ZM140 153V152H139ZM193 153V154H192ZM197 153V154H196ZM32 154V155H31ZM168 155H170V154H168ZM192 155H193V158H192ZM35 156H36V158H35ZM191 156V157H190ZM31 158V159H30ZM192 158V159H191ZM190 159V160H189ZM30 160L32 161V162H30ZM91 160V159H90ZM187 160V161H186ZM38 161V162H37ZM254 161H256L253 165H254V171L255 172H262V171H264V169L262 170V168H260L259 170H258V168H259V160H257V158L254 160ZM257 161H258V164H257ZM261 161H263V160H261ZM31 163H33V164H31ZM168 163V164H167ZM178 163V162H177ZM35 164V165H34ZM37 164V165H36ZM160 164H162L161 166H160ZM167 164V165H166ZM188 164V163H187ZM31 165V166H30ZM49 166H44L43 164L41 165L42 167L44 166V168H46L45 170H47V168H49V167H52V165L49 163L48 164ZM257 165H259V166H257ZM33 166H35V167H33ZM95 166H97V165H95ZM174 166H175V169L176 168H179V169H174ZM37 167V168H36ZM99 167V166H98ZM162 167V168H161ZM185 167H187V169H190V170H188V172L189 171H191L192 173H190V177L189 176H187L188 175V173H186L187 171H184V170H187ZM153 170H152V169ZM175 170V171H173V169ZM36 169V170H35ZM184 169V170H183ZM257 169V170H256ZM159 170V172H155V171H158ZM26 171H29V172H31V173H33L32 175H34L35 176V179H36V182H34L32 179V181L30 180L27 184H24L23 183V181H24V179H26L27 177V175H24L23 174V172L25 173ZM35 171V172H34ZM152 171H153V173H152ZM160 171H161V173H160ZM169 171H171V172H169ZM177 171V172H176ZM179 171V172H178ZM181 171H183L182 173H184V174H182L181 173V175H182V177L185 179V181H183V179H181L182 177H181V175H179L180 174V172ZM85 172H87V169L85 170ZM168 172V173H167ZM176 173V177L174 176V175H171L172 173ZM37 173V174H36ZM155 173V174H154ZM158 173H159V175H158ZM50 174H52L51 172L49 173V172H47V173H43V177H46L47 178V176L48 175H50ZM87 174V173H86ZM163 175V177H162V175ZM165 174V175H164ZM169 174V175H168ZM193 174V176L191 177V175ZM88 175V174H87ZM173 177V178H177V176H179V179L181 180V182L179 181L178 182V180L179 179H175L178 183H176V182H174L175 180L174 179H170V178H172L171 176ZM184 175H186L185 177H184ZM261 175V174H260ZM159 176V177H158ZM248 176V175H247ZM162 177V178H161ZM167 177V178H166ZM170 177V178H169ZM254 176H252V178H253ZM255 177H257V176H255ZM197 177H195V179H196ZM260 178V177H259ZM161 179H163V180H161ZM166 179V180H165ZM167 179H169V181L167 180ZM189 179V180H188ZM255 179V178H254ZM160 180V181H159ZM49 181H51L50 179H49ZM78 181V184H74V185H71V184H68V183H66V184H63L62 185V187L59 189V191H58V193L60 194V195H58V196H55L54 194L55 193H52V192H50V188H49V198H50V202L51 201H53V202H55V201H59V200H61V199H63L64 198V195L63 194H65L67 191H71V193H66V194H72V193H75L76 195H80L81 197L85 194V193H90V194H93V192H96V187L95 186H101L100 188H102L101 190H103L104 191V187H102L103 186V184L101 183L102 182V179H96V180H94V179H83V180H80V179H78L77 180ZM152 181H154V182H152ZM166 181V182H165ZM171 181H173L172 183H171ZM198 181L200 182V179L199 180H197V182L196 183H198ZM202 181V180H201ZM158 182V183H157ZM170 182V183H169ZM188 182H190V183H188ZM204 182V181H203ZM30 183V184H29ZM154 183V184H153ZM175 183V184H174ZM179 183H181V184H179ZM193 183V184H192ZM205 183V182H204ZM35 184V185H34ZM166 184V185H165ZM168 184H169V186H168ZM200 184H202V183H200ZM259 183H257L256 185H258ZM179 185V186H178ZM188 185V186H187ZM33 186V187H32ZM98 186V187H99ZM158 186V187H157ZM185 186V187H184ZM193 186V187H192ZM230 186V185H229ZM146 187H148V186H146L145 185V188ZM180 188L179 189V193H177V191H176V189L177 188ZM190 187V188H189ZM191 187H192V190H191ZM34 188V189H33ZM130 188V187H129ZM138 188H139V186H138ZM169 188V189H168ZM172 188H176V189H172ZM181 188H185V190L184 189H181ZM194 188V189H193ZM232 188V187H231ZM5 189V190H4ZM140 189V188H139ZM189 189V190H188ZM227 189L229 190V187L227 186ZM253 189V188H252ZM251 189V190H252ZM124 190H126V191H128L129 189H128V187H126ZM193 192V193H197V194H193L192 195V193H190L191 191ZM244 190H246V188H244ZM129 191H131V188H130V190ZM171 191V194L170 193H168V192H170ZM189 191V192H188ZM246 192L248 193V194H250V196L248 195V199H250V200H248L247 202H251L252 203V201L253 200H251V197L253 196V195H255L256 196V198H259V195H258V197H257V191L255 190V191H247L246 190ZM169 195H168V194ZM175 193V194H174ZM188 193H190L189 195H188ZM143 195H144V197H143ZM148 195V196H147ZM160 195V196H159ZM167 195V196H166ZM171 195H173L174 196V198H172V196ZM252 195V196H251ZM140 196V197H139ZM170 196V197H169ZM188 196H191V197H194V199L192 198V199H190L191 197H188ZM5 197V198H4ZM135 198V199H134ZM142 198H144V199H142ZM161 198V199H160ZM167 198V199H166ZM36 199L38 200V202H36ZM139 199V200H138ZM164 199H166V200H164ZM170 199V200H169ZM195 199H197V200H195ZM186 200V202H184ZM187 200H189V201H187ZM200 200V201H199ZM159 201V202H158ZM194 201H196V203L194 202ZM33 202V203H32ZM56 202V203H57ZM74 202H76V201H74ZM120 202H124L125 203V201H120ZM140 202V203H139ZM155 202V203H154ZM157 202V203H156ZM193 202V203H192ZM38 204V206H39V208H40V211L41 212H43V214L45 215V214H47V213H49L50 215H49V219L51 220V221H49V219L47 220L46 219V217L47 216H44V215H42L41 214V217H39L38 216V214L37 213H35V211H33L32 210V208H34V207H36L37 205L36 204ZM183 204H180V206H181V209H183L182 208V205ZM219 204H222V202H220ZM66 205V204H65ZM193 205V206H192ZM57 206V205H56ZM144 206V205H143ZM186 206V205H185ZM196 206V207H195ZM199 208H198V207ZM173 207V206H172ZM187 207V206H186ZM248 209H247V208ZM245 207V210H243V212H242V214L241 215H246L245 213L246 212H248L250 209H251V207L252 206H246ZM253 207H256V206H253ZM252 207V208H253ZM10 208V209H9ZM112 208V207H111ZM111 208H109L108 209V211H110V210H112ZM223 208H225V206L223 207ZM57 209H58V211H57ZM130 209V208H129ZM134 209H135V211H134ZM141 209V210H140ZM254 209V208H253ZM256 209V208H255ZM152 210V211H151ZM137 211H139V212H137ZM142 213H141V212ZM146 211V212H145ZM190 211V210H189ZM200 211H202V209H200ZM209 211V210H208ZM10 212H18L19 214L18 215H15V216H13V215H11L10 214ZM27 214V215H25V213ZM124 212H126V213H124ZM145 212V213H144ZM227 212V211H226ZM132 213V214H131ZM139 213V214H138ZM206 213H208L207 211H206ZM13 214V213H12ZM123 214H125V215H123ZM128 214V215H127ZM134 214V215H133ZM145 214H147V216L145 215ZM163 214V213H162ZM199 214V213H198ZM13 216V217H12ZM51 216V217H50ZM129 217L128 219L130 220L129 221V223L130 224H128L127 225V223H126V221H128L127 220V218L126 217ZM153 216H155V217H153ZM172 216V215H171ZM186 216H187V214H186ZM201 216V215H200ZM30 217V218H29ZM32 217V218H31ZM139 219H138V218ZM173 218H175L174 216H172ZM54 218V219H53ZM187 218H188V220H187V222L185 223V222H183V223H179L181 226H179L181 229H183L185 232H186V234L188 235L189 233L191 234H189L188 236H190V237H196L195 235H197V237H198V241L200 242L201 240L203 241V243H204V245H207V244H211L212 242L210 241H208L207 242V240H208V234H211V233H214V232H212V231H216L217 230V228H216V226H218L219 224H214V225H212L210 228L208 227V226H204L206 223H200V225L199 226H195L196 224L195 223H193V225L192 224H190L191 222H190V220H189V217L187 216ZM152 219V220H151ZM14 220V221H13ZM16 220V221H15ZM42 220H44V221H42ZM138 220V221H137ZM175 220V219H174ZM18 221H20V222H18ZM39 221V222H38ZM54 221V222H53ZM140 221V222H139ZM27 222H30V224L28 225L27 224ZM136 222V223H135ZM5 223V224H4ZM14 223V224H13ZM20 223V224H19ZM49 225H48V224ZM51 223H53V224H51ZM126 223V224H125ZM134 223V224H133ZM157 223V224H156ZM176 223V222H175ZM178 223V222H177ZM188 223V224H187ZM136 224H138V225H136ZM153 224V225H152ZM185 224V225H184ZM203 224V225H202ZM255 224V223H254ZM129 225H130V227H129ZM46 226H47V228H46ZM55 226V227H54ZM162 227L164 226V225H161ZM201 226V227H200ZM4 227V228H3ZM63 227V228H62ZM133 227V228H132ZM137 227V228H136ZM177 227H178V224H177ZM194 229H193V228ZM213 227H215V229L216 230H213L214 228ZM57 230H55V229ZM73 228H75L74 226H73ZM132 228V229H131ZM141 228V229H140ZM167 229H171V227H166ZM58 229H60V230H58ZM134 229V230H133ZM207 229H209V230H207ZM28 230H29V234H25L24 233V231H26V232H28ZM50 230L51 231H53L54 233H53V235H54V238H56L57 240H60V241H58V242H60L59 244H58V242H57V249H55L54 248V246L52 245V236H50L51 235V233H50ZM137 230V231H136ZM156 230V231H155ZM171 230H173V229H171ZM193 230H194V232H193ZM204 231V233H203V231ZM206 230V231H205ZM211 230V231H210ZM30 231H31V233H30ZM33 231V232H32ZM48 231V232H47ZM158 231V232H157ZM199 233H198V232ZM7 232H9V233H11L9 230L7 231ZM137 232H139V233H137ZM192 232H193V234H192ZM67 233V234H66ZM131 233V234H132ZM1 234H3L1 231H0V235ZM198 234H199V236H198ZM202 234V235H201ZM207 234V235H206ZM257 234V233H256ZM256 234H254L253 233V236L254 237H256L257 235ZM135 235V236H134ZM141 236V237H139V236ZM165 236H169V235H167V234H164ZM25 236V237H24ZM49 236V237H48ZM137 236V237H136ZM19 237L21 238V239H19ZM202 237V238H201ZM207 237V238H206ZM152 238H150L151 240H152ZM160 238V237H159ZM166 237H162V239L160 240L159 239V243H156V244H151V246H150V248H149V250L151 251V252H153L152 254H144V256H138V263L139 262H141V260H144V261H146V260H148V261H151L150 262V264H188V262H187V260L185 261V259H186V257H188L189 255H188V253H187V251H183V252H185L186 254V256L184 255V254H182L181 252H179L178 251V247H181L182 248V246H184V247H187V245H188V243H185L186 242V240H184V239H182L183 240V242L181 243V238H179L180 240H178V243H176V239H174V240H168V239H165ZM256 238H259L258 236L256 237ZM256 238H251V240H247L249 243H247L246 242V240H243L242 241V243L243 244H245V245H247V244H255V243H257V244H260L259 243V239H256ZM62 239V240H61ZM128 239V238H127ZM126 239V240H127ZM205 239V240H204ZM210 239V238H209ZM255 239V240H254ZM264 239V238H263ZM23 240V241H22ZM45 240V241H44ZM129 240H127V241H129ZM162 240L164 241V240H167V243H168V245L170 246H172V248L173 249H170V248H168V245H166V246H164V251L165 250H167V253L166 252H164V251H161V253H157V252H159V250H157L158 249V247H157V245L158 244H160V242H162ZM205 241V242H204ZM250 241H251V243H250ZM256 241V242H255ZM22 242V243H21ZM54 242V241H53ZM63 242V243H62ZM123 242H125V241H123ZM151 242V241H150ZM165 242V241H164ZM171 242V243H170ZM260 242H262V241H260ZM263 242H264V240H263ZM40 243H41V245H43V246H41L40 245ZM51 243V244H50ZM94 243L95 244H98V247H93L92 245H90V244H93L94 245ZM111 243H113V241L111 242ZM163 243V242H162ZM176 243V244H175ZM247 243V244H246ZM73 244V245H72ZM80 244V245H79ZM165 244V243H164ZM29 245V246H28ZM75 245H77V247L75 246ZM102 245V249L100 250V252H98V253H96L97 252V248H99L100 246ZM176 245V246H175ZM177 245H180V246H177ZM263 246H264V243L262 244ZM42 248H41V247ZM46 246H48V247H46ZM83 246V247H82ZM89 246V247H88ZM173 246H175V249H174V247ZM29 247V248H28ZM69 247H71V248H69ZM124 247V246H123ZM177 247V248H176ZM198 247V246H197ZM22 248V249H21ZM32 248V249H31ZM33 248H34V250H33ZM38 248V249H37ZM51 248V249H50ZM75 248H76V250H75ZM37 249V250H36ZM50 251H49V250ZM91 251H90V250ZM109 249V247L107 248V249H105V250H108ZM159 249H160V247H159ZM73 250H74V252H73ZM129 249L128 248H126L125 247V249L124 250H122V251H120V249H117V250H113L112 251V249L110 250V252L109 253H111V254H109L107 257H105L104 259H101L100 260V262H99V264H104V263H108L109 261L110 262H115V261H117L115 264H118L119 262V260H117L118 258H123L122 256H125V255H129L128 254V251ZM183 250H184V248H183ZM202 250H203V248H202ZM18 251H21V252H19V254L17 253ZM72 251V252H71ZM88 251H90V252H88ZM127 251V252H126ZM204 251V250H203ZM26 252V253H25ZM76 252V253H75ZM88 252V253H87ZM92 252H93V254H92ZM163 252V253H162ZM205 252V251H204ZM240 251H238L237 252V254L239 253ZM27 253H29V255H26ZM33 253V254H32ZM72 253V254H71ZM15 254V255H14ZM23 254H24V256H23ZM34 254H35V256H34ZM71 254V255H70ZM74 254V255H73ZM117 254V255H116ZM123 254H125V255H123ZM167 255V254H169V255H171L172 257V259L171 260H167V258H163L164 257V255ZM54 255V256H53ZM76 255H77V257H76ZM83 255V256H82ZM85 255V256H84ZM111 255V256H110ZM150 255H153V257L151 258V256ZM176 255V256H175ZM180 255V256H179ZM181 255H184V256H181ZM234 255V254H233ZM23 256V257H22ZM28 258H27V257ZM33 256L35 257V258H33ZM38 256V257H37ZM58 256V257H57ZM178 256V257H177ZM232 256V255H231ZM236 256L237 255H235V256H232V258L235 260V261H233L232 259H230L229 261L232 263V264H234V263H236V264H239V261H240V263H242L241 261H244L242 264H254V263H251V262H260L259 260H257V259H255L254 257H249V256H246V255H241V258H239L238 256H237V258H238V261L236 260ZM55 257H57V258H55ZM82 257V258H81ZM185 257V258H184ZM245 257V258H244ZM27 258V259H26ZM37 258H38V260H37ZM79 258H80V260H79ZM117 258V259H116ZM144 258V259H143ZM176 258V259H175ZM180 258V259H179ZM33 259V260H32ZM37 261H36V260ZM59 259V260H58ZM78 259V260H77ZM240 259V260H239ZM242 259V260H241ZM250 259H252V260H250ZM35 260V261H34ZM77 260V261H76ZM115 260V261H114ZM256 260V261H255ZM73 261H75V262H73ZM80 261V262H79ZM134 261H136V260H134ZM44 262V263H43ZM73 262V263H72ZM147 262V261H146ZM230 262H229V264H230ZM24 263V262H23ZM136 263V262H135ZM129 264V263H128ZM261 264V263H260ZM262 264H264V262L262 263Z\"/></svg>", "mask_w": 264, "mask_h": 264}, {"label": "water", "instance_id": "95a60500", "mask_svg": "<svg viewBox=\"0 0 264 264\" xmlns=\"http://www.w3.org/2000/svg\"><path fill=\"white\" fill-rule=\"evenodd\" d=\"M210 54H209V52H207V51H200V52H198V53H195V54H193L192 56H193V58H206V57H208ZM91 173L92 174H94V175H97V174H101L102 172H97L96 170H92L91 171ZM208 181L210 182V180L208 179ZM256 231H258V232H260V233H262L263 235H264V227H261V226H257L256 227Z\"/></svg>", "mask_w": 264, "mask_h": 264}]
</instances>
